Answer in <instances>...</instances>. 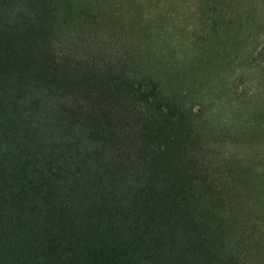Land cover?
<instances>
[{"label":"trees","instance_id":"obj_1","mask_svg":"<svg viewBox=\"0 0 264 264\" xmlns=\"http://www.w3.org/2000/svg\"><path fill=\"white\" fill-rule=\"evenodd\" d=\"M232 5L192 0L195 64L264 82V44L238 38ZM121 17L109 0H0V264H250L264 169L211 170L181 71L76 52Z\"/></svg>","mask_w":264,"mask_h":264},{"label":"rangeland","instance_id":"obj_2","mask_svg":"<svg viewBox=\"0 0 264 264\" xmlns=\"http://www.w3.org/2000/svg\"><path fill=\"white\" fill-rule=\"evenodd\" d=\"M122 16L103 29L85 31L78 54L98 49L119 57L142 56L146 64H168L194 83L191 89L195 110L203 116L206 129L203 154L212 157L211 170L226 174V167L241 166L256 176L264 169V82L262 73L248 69L245 62L217 73L195 64L203 41L194 29L192 0H109ZM239 16L238 38L264 44V0H233ZM83 46V47H80ZM242 47L247 58L252 52ZM89 47V49H88ZM253 49V48H252ZM195 69L193 72L190 69ZM194 79V80H192ZM207 80L209 82H207ZM258 172V173H257ZM261 175L255 182H264ZM250 264H264V250L256 254L240 248ZM255 256V257H254Z\"/></svg>","mask_w":264,"mask_h":264}]
</instances>
